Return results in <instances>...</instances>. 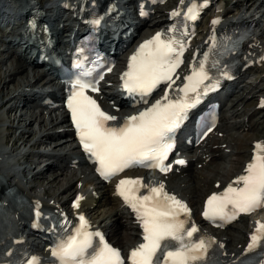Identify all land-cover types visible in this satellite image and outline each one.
I'll return each instance as SVG.
<instances>
[{"label":"bare ground","instance_id":"bare-ground-1","mask_svg":"<svg viewBox=\"0 0 264 264\" xmlns=\"http://www.w3.org/2000/svg\"><path fill=\"white\" fill-rule=\"evenodd\" d=\"M70 1L73 2L75 0H70ZM180 1L181 0L174 1V7L178 6ZM240 1L241 4L242 2H248L250 6H253L255 3H258V5L255 8V10L257 11L256 15L260 14L259 19L262 18L264 19V0H235L231 6L232 7L236 6V4ZM27 3L30 6L31 5L38 6V9L41 10L40 14L38 15V18L40 19L38 26H41V29L43 31H46L47 28H45L44 25L45 22L41 21V19L45 17V13L47 11L44 10L43 6L41 5L42 0H28ZM172 3L173 1H169L166 5L168 6ZM15 4H16V0L10 2V5L12 6ZM138 4L140 6V12L143 13V16L137 17V19L134 18L136 19L137 22V26L135 30L137 34L135 37H133L132 42L137 41V39L140 37V31L142 30V28L147 26L148 23H149L148 25L150 32L146 35H142L140 39L151 36L155 31L161 29L162 27H164L169 23L168 11L170 9H168L166 13L162 15L163 10L154 9L153 8L154 5H151V3L148 0H139ZM61 6L63 7V9L66 10H79V9L84 11L87 10V6L81 4V2L79 1L74 2V5H72L74 6V8H69V7L65 8L66 6H64L63 4H61ZM11 10H18V9L14 7ZM106 10H109L110 12L111 11L115 12L113 14V17L116 18L117 17L116 15L118 14L116 10H120V9H117L115 4L110 5V3H108ZM61 11L62 10L60 8L57 9L56 13H54L53 15L54 19L51 22L49 21L51 26L50 29H51L52 37H51V43L50 44L46 43V48L48 49L52 44L56 45L59 43L60 35L68 32L69 30L75 29L76 27V23H74L73 25L69 23L71 16L74 15V11H69V13L66 16L65 14H61ZM230 12H231V8L225 6V8L223 9V13L221 15L219 13V15L221 16V18L218 20L219 22L216 23L214 26H212L211 30L203 33L201 42L192 48L191 54L187 58L186 64H183L182 67L175 74L174 82L183 79L184 75H186L188 70L193 66L191 63L193 59V54L197 56H201L207 50L208 46L211 44L212 42L211 38L213 35L218 34L220 32H224L228 28L234 26V22L225 20V18L228 17ZM154 16H158V17L160 16V18L153 21L150 18ZM259 19H255V16L251 15L247 17L245 20L247 24L253 23L252 26L253 32L252 35L249 38H247L243 43L242 53L239 56L240 67L238 70V75L234 79L235 81H238L239 79L243 78L247 72L252 71L254 69L264 72V27L259 25V21H260ZM34 33H37V30H35ZM24 43L25 42L19 40L18 43L14 44V47L23 46ZM2 54H0V56H5V58L0 59V64L2 67L5 66V70L3 72L4 73L3 76H0V86L2 87L4 85L8 86L10 83H14V88L11 90V92H8L7 95L5 93H2L3 95L0 93V110H2L1 108L6 107L5 115L7 116V118L9 117L10 120V121L8 120L10 124L9 128H11L10 131H8L6 134L4 132V134L8 136L9 132L11 131L16 132L17 130H19L20 129L19 122L22 120V118H25L22 120L25 122L24 125L28 123V120L29 123L25 126V128L23 127L24 129L22 128L23 131H21V134L22 133L27 135L33 134L35 129L32 128V126L34 125L35 122H38L39 128L40 126H43L45 130V132L44 130L43 131L40 130V134L38 133L39 134L38 137H37V131L35 130L34 135L37 138L31 144L33 148H35V146L38 144L41 143L44 144V142L48 140V142L53 141V143L55 144L54 147L58 149L54 150L53 153H48V154L39 152V154L36 155L38 152L34 151V149L32 151H30L31 150L30 149L29 150L30 152L25 151L24 152L25 154H20V153L18 154L17 151L20 149L22 145L26 144L28 140V136L26 137V139L22 137V140L18 138L20 142L16 138H14L12 141L9 142L7 138L4 139V141L0 139V181L4 182L7 188L15 190L18 195L24 198L29 208L32 209L33 207L36 208L38 207L40 209L41 208L43 209L49 207L53 209H60V211H63L61 210V208H63L67 204L68 199L67 200L64 199L63 201L58 197L62 194L64 195L68 192H71L69 186L71 185L72 182L76 183L77 188L79 185L84 184L82 182L85 179H86L85 182L88 183L92 182L91 183L92 185L94 183V185L97 186L95 188V195L92 197H88L89 200L86 201L85 199L83 203L80 200L77 209L72 208V210H70L69 207L70 204L74 202L77 199V195H79L78 193H76L78 192L77 188L74 187L75 191L73 193V197L68 202V208L64 210L68 213L80 214V216H83L87 221V228L93 231H98L109 243L121 249L123 252L129 253L130 250L133 247H135L136 243L139 242V237H140L139 221L136 218V213H134L126 203L120 201V199L117 196L118 192L116 189V185L103 184L102 182L98 181L96 178L92 177V170H89L88 168L85 169L82 167L84 166L82 162L83 160L82 158H80L79 156L80 154L78 150L75 147H72V144L68 140H66L64 143L63 141H61V138L68 139L69 137H71V133H69L68 124H67L68 120L65 115H62L63 112L61 105L63 101L62 98L63 89L60 88L56 90V88H54V91L50 94L52 100L54 101L55 106L46 105L44 107L41 106L39 107L36 104V100H34L35 93H32V89H35V85L39 81V72H37L38 71L37 69H39L38 65L34 63H32L31 65L27 64L26 61H24L25 58L24 59H21L19 57L15 58L16 51L14 48L11 47H7V50L2 51ZM26 54L28 55L29 52ZM2 69L3 68L0 67L1 71ZM259 81H264V76L261 77ZM17 82L18 85L16 87ZM248 85H251L254 88V84H247L244 87H242V89L247 87ZM0 91H2V89H0ZM249 94H252V90H250ZM255 94L252 97L258 95L256 91ZM43 95L44 93L41 94L42 98H40L37 103H44L45 99L47 102L48 96L45 97ZM5 96H7V98H5ZM117 97H118L117 95H114L113 97L109 96L106 102H104L102 100V97L100 96H95V99L100 103L102 109L105 112H107L109 115L115 116L116 120L125 118V116L129 117L131 114L135 113L134 110H130L127 114L123 113L122 111H116L115 108L117 107H120L122 110L123 108H126V103L124 102H119V103L115 102L114 104H111V101L117 99ZM242 99L244 98L239 99V101L242 102ZM257 99H258L257 100L258 105H256L254 109L249 111V119L251 116L250 112L252 115L254 113L256 114L257 112L264 114V105H262V101H264V96L258 97ZM14 100L16 101L14 102L15 104L10 105V103ZM31 105H34V109H38L39 112L28 113L27 111H24L22 113V108L27 109L29 108L28 106ZM20 107L21 109H19ZM16 110L17 112H19L18 117L16 116L18 115L17 112H15ZM262 118H264V115L260 117V120ZM4 120L6 121L4 115L1 114L0 112V125L3 123L5 124ZM221 122L225 126L228 123L227 118L223 116ZM233 126L236 128V124H234ZM250 126L253 127L252 124L247 125L248 130H252ZM244 127H246L245 123L242 122L237 132H239L240 129ZM31 128L33 129V131ZM216 131L217 130H214L207 137V139L203 141L202 145L199 148L205 147L206 149L200 152L199 154H197L195 160H191L187 162V165L185 167L175 169L171 174L162 178L160 183L163 184L164 186L163 187L164 192H166L171 196H175L178 200L182 201L187 205L189 209V213L187 217H185L184 213H181V215L183 214V216L185 217V219H187L190 225H195V227L197 228L196 234L202 239H209L214 241V244L219 248V250L222 253L221 257L224 259L223 263L230 264L236 262L246 251V245L248 241H250V236L255 232L257 223H253L250 225V227L247 228L244 237V244L242 245H241L242 240L236 239L232 234L233 232L234 233L242 232L238 226L232 224L225 228H216L213 230L208 229L206 227L208 224L205 223L204 215H203L205 211L204 210L205 198L212 192L213 193L223 192L224 189L227 188L230 184L232 186H238V187L242 186L243 185L242 183L236 184L234 183V181H236L238 177L246 174L245 171L246 166L244 161L242 167L239 170H237L239 161H234L233 163L230 164L232 170L234 171L237 170L236 172H233L230 168L227 170L223 167L221 168L218 163L217 164L215 163V166L212 171L208 173H204L202 171L203 167L200 166V164L203 165L208 160L211 162H215L216 160L224 158L227 155L233 156V158L234 157L238 158L240 156V152L237 153H235L236 151L228 152V153L224 152V148L226 146H229V144H232L230 143V141L232 140H230L229 142H227V140L224 142H220V141L217 142L213 138V134L216 133ZM62 135H64V137H61ZM239 135L242 136V139L248 138L246 134L245 135L239 134ZM258 141L264 143V137L251 141L250 143L251 148L248 153V156L246 157L247 159H250V157L252 156L253 148L255 146V143ZM7 143L8 144L10 143L11 147L9 149H4L1 147L2 144L6 145ZM18 144L19 146H17ZM68 146L69 148L66 149V147ZM62 147L64 148L62 149ZM221 147H223V149H221ZM236 148L237 147H235V150ZM41 155L44 156L51 155L54 157V159L60 160L58 164L54 162L45 164V166L49 164V166L52 167V170L50 171L52 172L55 171L56 173L59 174H61L60 173L61 171H69L70 172L69 175L73 173V177H71V180L68 179L66 185L64 186L61 185L59 190L60 193L55 197L53 195L49 196V194L46 192L45 189L43 190V192L42 191L37 192L36 189L40 188L38 184L33 185L29 182L28 184L33 186L32 188H29L28 184L25 185L23 184L22 178L26 179L29 176V174H32L33 179H36V176H39L43 174L46 170H48V169H44L45 166L39 169H37L38 166H35L33 168L31 166L34 158L36 156H41ZM20 161L22 163H20ZM16 164L18 165L19 170L14 169V167H16L15 166ZM72 166H75L76 168H80V171L74 170L75 172L74 171L72 172V168H71ZM197 168L199 169L202 168V170L198 171ZM140 174L141 173L134 174L131 177L141 179L142 175ZM141 182L142 184H144V187L146 188L147 191L149 188H151V186L146 184L143 181V179L141 180ZM192 185L194 186L192 187ZM183 187L189 190L190 188L192 189L187 193H182V191H180V188ZM0 196H1L2 204L13 215L15 226L17 230L22 233L23 236L27 230L28 231L32 230L33 232H36V235L43 236L42 233H39L36 230L39 227V222L34 214H30V212H24L26 210L17 209L9 201L8 196L3 192V190L0 191ZM112 220L116 222V226L114 228L110 227V226L112 227L114 226V222ZM238 220L239 222L245 221L243 217H240ZM107 221L110 222L107 223ZM124 222H125V226L123 225ZM125 229L128 230V233H125L126 232ZM28 245L30 246V249L36 251L41 257L46 258L49 256V253L43 251L42 248L39 247L36 242H28ZM220 245H223V247H220ZM125 256H127V254Z\"/></svg>","mask_w":264,"mask_h":264},{"label":"snow or ice","instance_id":"snow-or-ice-1","mask_svg":"<svg viewBox=\"0 0 264 264\" xmlns=\"http://www.w3.org/2000/svg\"><path fill=\"white\" fill-rule=\"evenodd\" d=\"M181 2L183 4L184 0ZM207 4L208 0H193L192 7L186 13L173 11L171 15H183L186 20H195ZM218 22L212 21L213 24ZM92 23L98 25L100 21ZM168 31H176L175 26ZM161 35L158 32L146 40L130 58L129 71L122 77L123 87L129 94L147 96L164 82H170L168 87H172L173 73L181 63L180 56L185 45L179 39L162 40ZM199 69V72L185 77L189 83L180 89L184 97L163 104L157 100L145 111L128 117L119 127L107 126V122L115 121L116 117L106 114L96 100L85 94V90L89 89L99 91L95 83L82 78L71 82L67 107L80 143L95 158L98 165L96 170L102 177L108 179L135 165L158 168L161 172L171 170V165L164 163L173 147L171 134L180 126L187 110L199 102L200 86L209 79L204 70V62L200 63ZM206 90L208 85H205L203 91ZM189 93L194 95L189 96ZM162 99H168L167 92ZM255 147L258 152L264 153V144L258 143ZM146 161L151 163L145 164ZM175 163L184 164L185 161L176 160ZM245 171V175L234 181L236 184L242 183V187L230 184L222 193L208 197L203 213L206 218L227 223L240 213L247 214L264 207V154H254ZM136 186H143L140 179H122L117 184L118 194L136 213L143 229L144 242L130 252L129 264H206L214 241L199 239L193 242L192 237L197 228L195 225L186 228L187 219L180 218L181 213L187 217V205L164 192L163 184L149 188L148 195L140 196L136 195L139 192ZM80 199L82 197H77L73 207L79 206ZM79 220L80 227L74 234L51 250L58 264H124L119 250L106 244L99 232H89L83 216ZM93 237L100 238L96 247L93 245ZM257 247L264 248V224L259 222L250 236L246 252ZM28 264H40V261L33 257Z\"/></svg>","mask_w":264,"mask_h":264},{"label":"rangeland","instance_id":"rangeland-1","mask_svg":"<svg viewBox=\"0 0 264 264\" xmlns=\"http://www.w3.org/2000/svg\"><path fill=\"white\" fill-rule=\"evenodd\" d=\"M169 1H173V3L167 6L166 4ZM174 1H176V0H163V2L161 4L156 5V7L158 9L164 10L162 12V15H164L165 14L164 12L166 10L174 7ZM234 1L235 0H214L213 1V3L210 5V7H208L206 9L207 11L204 12V14L202 16V20L200 21V23L196 27V30H195V33H194V37L192 39L193 42L191 43L193 46L196 43H200L201 42L203 33H205L206 31H208L210 29L213 18L215 16H217L219 13H221L223 11V9L225 8V6L231 8L230 15L225 18V20H230L231 18H236V16H238L240 14H242L244 16H248V14H250L253 10H255V7L258 5V3H255L253 6H250V4H248V2H242V4H241V1H240V2H238L236 4V6L232 7L231 5L234 3ZM256 12L253 13L254 16H256ZM159 18H160V16L159 17L158 16H154V17L151 18V20H153V19L157 20ZM148 24H147V26H145L142 29V31H141L142 35L150 32ZM259 24H260V26L264 27V19L263 18L260 19ZM1 49L2 48L0 47V51H1ZM3 58H5V56H0V59H3ZM0 67L3 68L2 71L0 70V74H1L0 76H3V74H4L3 72L5 70V66L2 67L1 64H0ZM263 76H264V73H262L260 70L254 69L252 71L247 72L244 75V77L239 79L238 81H234V83L230 82L228 84V87H229L228 95H227L226 99L223 102V106H222V110H221V116L222 117L225 116L227 118V122L228 123L225 125L226 126L225 127L224 124L221 122L220 127L218 128L217 132L213 134V138L217 142H219V141L220 142H224L226 140H227V142H229L230 140H232V141H230V143H232V144H229V146H226L224 148V152L225 153L235 152V151H236L235 153L240 152V156H239L240 158L239 157L238 158H236V157L233 158V156L227 155L224 158L216 160L215 162H211V161L208 160V161L205 162V164H203V165L200 164V166L203 167V170H202V168L201 169L197 168L198 171L202 170L204 173H208V172L213 170V168L215 166V163L216 164L218 163L221 168L223 167L226 170L230 168L232 170V168L230 167V164L233 163L234 161H239L238 162V166H237L238 167L237 170H239L242 167L243 161L248 156V153H249L250 148H251V144H250L251 141L264 137V118H262L260 120V117H262L264 114H261L260 112H257L256 114L254 113L252 115L251 112H250L251 116H250V119H249V111L254 109L256 105H258V101H257L258 99L257 98L261 97V96H264V81H259V79L261 77H263ZM247 84H254V88L251 85H248L247 87L242 89V87H244ZM17 85H18V82L16 84V87H17ZM4 86L3 87L0 86V89H2V91H0V93L1 94L5 93L7 95V93L11 92V90L14 88V83H10L8 86H6V85H4ZM250 90H252V94H249ZM255 91L257 92L258 95L252 97L255 94ZM5 98H7V96H5ZM241 98H244V99H242V102L239 101V99H241ZM14 102H16V101L15 100L12 101L10 103V105H14L15 104ZM28 107L29 108H27V109L22 108V113L24 111H27L28 113H31V112L38 113L39 112L38 109H34V105H31V106H28ZM1 109L2 110H0V112H1V114L4 115V118L6 119V121L4 120L5 124L3 123V124L0 125V139H2L4 141V139L7 138L8 142H9V141H12L14 138H16L19 141V139L22 140V137H24V139H26V137L28 136V140H27L26 144L22 145L20 147V149L17 151L18 154L19 153L20 154H25L23 152L29 151L30 149H31L30 151H32L34 149V151H36V152L39 151V152H46V153H53L54 150L58 149V148L54 147L55 145L53 143L49 144L48 140L46 141L48 144L46 142H44V144H42V143L38 144V145L35 146V148H33V146L31 144L39 136L40 130L41 131L44 130V127L40 126V128H39L38 122H35L34 125L32 124L33 126L31 125L32 128H34L37 131V137L34 135L35 134L34 133L35 130H34L33 134H30V135L23 134V133L21 134V131H23L22 128L23 127L25 128V126L29 123V120H28V123H26L24 125L25 122L22 121V120L25 119V118H22V120L20 121L21 123L19 122V124H20V126H19L20 129L19 130H17L16 132L15 131H11L12 133L9 132L8 136L5 135L8 131L11 130V128H9L10 127V124H9L10 120H9V117L7 118V116L5 115L6 107H3ZM19 109H21V107ZM15 112H17V110ZM17 114L18 115H16V116L18 117L19 116V112H17ZM242 122L245 123L246 127L240 129V131H239L240 133H239V132H237V130L239 129V126H240V124ZM12 123H13V121H12ZM15 123H16V121H15ZM259 123H261V124H259ZM234 124H236V128L233 126ZM249 124L253 125V127L250 126L252 128V130H248L247 125H249ZM245 129H247V130H245ZM32 131H33V129H32ZM4 132H5V134H4ZM44 132H45V130H44ZM239 134H242V135L246 134L248 136V138L247 139L246 138L242 139V136L239 135ZM16 136H18V137H16ZM237 137L238 138L240 137V138L238 139ZM235 141L236 142L238 141V142L236 143ZM224 144H226V143H224ZM17 146H19V144ZM1 147L4 148V149H9L11 146H10V143L9 144L7 143L6 145L2 144ZM235 147H237L236 150H235ZM63 148L64 147H62V149ZM68 148H69V146L66 147V149H68ZM205 149H206L205 147H203L202 149L200 148L197 151V153H199L201 151H204ZM221 149H223V147H221ZM239 149H240V151H239ZM243 151H245V152H243ZM190 155H191V157L193 159H195V156H196L195 153H192ZM14 160H15V158H14ZM16 160H17V158H16ZM53 162L58 164L60 162V160L54 159V157L51 156V155H46V156L41 155V156H36L34 158L33 163L31 164V166H32V168L35 167V166H38L37 169H39V168L44 167L46 163H53ZM228 162H230V163H228ZM20 163H22V162L20 161ZM71 168H72V172L74 170L79 171V168H76L75 166H72ZM44 169H48V170H46L43 174H41L39 176H36V179H33L31 183L33 185H37L38 184V186H40V188H37V192L38 191H42L43 192V190L45 189L46 192L49 194V196L53 195L55 197V196H57L60 193L59 190H60L61 185L64 186V185H66V182H68V179L71 180V177H73V173L69 175V173H70L69 171H61L60 172L62 174L61 175L59 173H56L55 171L52 172V171H50V170H52V167H50L49 164H47ZM237 170H235V171L232 170V171L236 172ZM85 180L82 182L84 184L79 185L78 188L76 186V183L72 182L71 185L69 186V189H70L71 192H68V193H66L64 195L62 194V195H60L58 197L59 199H62L63 201H64V199L65 200L68 199L67 200V204L63 207V210L68 207V202L73 197V193L75 191L74 187L77 188L78 192H76V193L79 194L78 197H82V199H80L82 203L84 202L85 199H86V201H88L89 200L88 197H92V196L95 195V188L97 186L94 185V183L92 185L91 184L92 182L91 183L85 182ZM193 186L194 185H192V187ZM184 189H185L184 187L180 188V191H182V193H187L188 191H191L192 188H190V190L189 189H185L184 190ZM50 198H48V199H50ZM123 221H125V220H123ZM256 221H264V212H262L260 214L252 215L248 220H245L244 222H239V223L236 224V226H238L241 229L242 232L241 233H234L233 232L232 234L234 235V237L236 239L242 240L241 241V245L244 244V237H245V234H246V231H247V228H248L250 222H256ZM109 222L110 221H107V223H109ZM113 222H114V226L113 227L110 226L111 228H114L116 226V222L115 221H113ZM123 225L125 226V222L123 223ZM123 225H122V227H123ZM125 231H126L125 233H128L127 229H125ZM234 244H233V246H234ZM222 260H223V258H222ZM260 264H264V258L260 261Z\"/></svg>","mask_w":264,"mask_h":264}]
</instances>
